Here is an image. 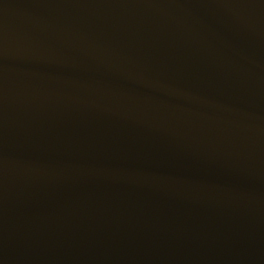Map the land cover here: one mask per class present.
<instances>
[{"label": "water", "instance_id": "obj_1", "mask_svg": "<svg viewBox=\"0 0 264 264\" xmlns=\"http://www.w3.org/2000/svg\"><path fill=\"white\" fill-rule=\"evenodd\" d=\"M0 264H264V0H0Z\"/></svg>", "mask_w": 264, "mask_h": 264}]
</instances>
